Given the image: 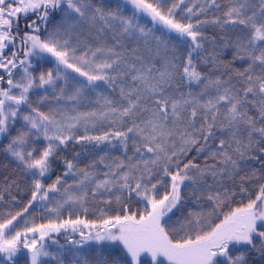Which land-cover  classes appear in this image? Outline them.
I'll return each instance as SVG.
<instances>
[{
  "label": "snow or ice",
  "instance_id": "snow-or-ice-1",
  "mask_svg": "<svg viewBox=\"0 0 264 264\" xmlns=\"http://www.w3.org/2000/svg\"><path fill=\"white\" fill-rule=\"evenodd\" d=\"M184 2L178 0L165 12L147 0H122L110 9L94 0H0V140L8 141L0 152L13 157L32 177L27 204L0 216V264H21L22 252L26 264H66L68 254L69 264H87L81 250L90 242L122 245L120 256L110 264H249L251 253L264 260V172L251 169L249 175L240 177L239 193L247 194V200L235 207L230 204L237 192L224 185L244 171L242 165L248 160L264 167V0H227L222 17L195 23L174 18V10ZM126 4L190 38L184 61L161 56V48L167 52L166 42L136 22L135 13L124 15ZM193 7L186 11L198 15L220 9L221 4L204 0L196 12ZM22 20L28 21L23 32ZM206 24L221 31L240 25L247 33L235 38L222 35V43L216 44L215 37H206L201 30ZM97 25H101V35L105 28L112 30V43L105 39L95 48L85 45L86 50L78 54L79 41L77 46L70 43L73 30ZM121 37L134 41L135 46ZM152 39L157 42L155 48L149 47ZM205 41L212 43L214 51L201 59L219 75H206L196 68L194 54L203 50ZM229 47L234 53L232 61L226 62L220 57ZM158 59L163 61L161 67H157ZM236 60L247 61L243 71L233 67ZM34 61L54 67L34 74ZM233 76L240 78L239 86L232 82ZM177 78L202 87L195 94H177ZM98 82L118 90L119 99L98 93L96 102L102 99L106 107L80 111L77 105L89 99L86 93L97 92ZM46 103L47 111L41 110ZM253 111L256 115L250 114ZM105 120L125 127L87 134L90 126ZM18 121L23 123L17 128ZM81 128L85 134L78 135ZM41 140L44 146L38 148L36 142ZM112 140L125 153L131 142L134 155L126 156L127 162L117 158L114 165H106L105 179L97 180L96 173L88 170L95 163L81 168L74 160L61 158L62 176L50 184L43 182L52 170L53 158L69 142L99 146L107 141L116 147ZM193 148L197 156L207 153L203 166L195 157L187 158ZM99 163H104V157ZM68 176L73 177L72 183L63 179ZM245 179L261 181L254 196L243 186ZM114 189L116 212L101 211L96 221L70 215L59 218L66 205L84 208L89 195L95 199L98 193H113ZM189 195L210 206L185 213ZM111 202V198L105 201ZM37 203L57 218L37 224L29 216L22 228L14 223ZM224 207L229 210L222 211ZM174 210L180 213L176 220ZM62 231L72 247L54 238ZM75 234L79 240L72 239Z\"/></svg>",
  "mask_w": 264,
  "mask_h": 264
},
{
  "label": "rangeland",
  "instance_id": "rangeland-1",
  "mask_svg": "<svg viewBox=\"0 0 264 264\" xmlns=\"http://www.w3.org/2000/svg\"><path fill=\"white\" fill-rule=\"evenodd\" d=\"M95 3L101 6H105L106 8L110 9L113 8L117 3H122V0H94ZM149 3H153L154 6L159 5L160 8L163 11H167L168 8L172 6L173 3H178V0H147ZM218 2L221 4L220 9L210 8L206 13H200L198 15H192L186 11L188 7H193V12H196L197 9L204 4V0H185L184 4L179 5L177 9L174 10V18L177 19L180 22H188L191 20V22L195 23L197 20H205V19H212L214 17H222V13L226 11L228 7L227 0H218ZM123 13L126 16L131 17L133 13H135L136 22H138L141 26L145 27L146 29H151L152 33L154 34V37H159L160 40L165 41L167 44V52L164 51L163 48H161V56H168L169 58H172L173 56L179 57L180 62L184 61V57L189 51L191 44H190V38H184L181 37L178 33H175L173 31H170L162 24H157L156 22L152 21L151 16L148 15L146 12H140L136 10L131 4H126L123 6ZM101 27V25H97L96 27H93L88 30L79 31V30H73V33L71 35L70 43L73 46H77V41H79V46L77 48L78 54L85 51V45H90L92 48H95L98 46L103 40L107 39L108 43L111 44L112 41L110 39L112 35V30L109 28H105V34L101 35L98 32V28ZM206 37H215L216 38V44H221L222 41L220 40V37L222 35L235 38L237 35H244L247 33V29H244L243 26L240 25H230L227 26L223 31L215 25L212 24H206L201 29ZM78 32V35L76 34ZM91 33V34H90ZM139 35V34H137ZM99 36V39H96V37ZM124 42L128 44L130 47L135 46V42H129L125 38ZM186 41V42H185ZM219 41V42H218ZM140 49L141 54L144 53V44L143 40H140ZM157 46V42L155 39H152L149 41V47L155 48ZM119 50V49H118ZM214 51V47L210 41L204 42V48L200 51L201 57L207 56L209 53ZM234 49L229 47L226 48L223 51V54L221 55L220 59L224 60L225 58H228L232 61ZM196 54H194L195 56ZM34 63H36L34 61ZM157 67H161L163 61L157 60ZM201 65V66H200ZM235 68L240 69L243 71L244 67L247 65V61H240L236 60L234 62ZM209 67L208 64H205L204 62H201V64H197L196 68L198 71L211 76L219 75L218 72L211 71L212 65ZM54 67L53 64L47 63V62H40L36 63V69L38 74L39 71L46 70L48 68ZM71 72V70H69ZM73 76L77 77L80 80H83V77H78V74L73 73ZM240 78L233 76V83H237V86H239L238 81ZM181 81L179 78H177V83L179 84V87L175 90L176 93L183 92L185 95L191 91L194 94L198 93L200 91V88L202 85L194 84L192 86H188L187 84L183 83L181 84ZM185 82V81H183ZM100 84V87L97 89L96 93H86L88 95L89 99L85 100L77 105L78 109L80 111H100L103 110L106 106L103 105L102 99L100 100V103H97L98 93H103L104 96L109 97L110 99H113L114 101H117L119 99L118 96V90L112 91L109 89L106 85L103 84V82H98ZM71 86V85H70ZM39 93H43V90H37ZM49 95H51V92L49 91ZM32 98L36 99L37 95L34 92L32 94ZM63 103V102H62ZM72 102H69V105ZM52 104L55 105V101H52ZM114 106L119 107V104H114ZM47 103L45 105L41 106V110L47 111ZM251 114V113H250ZM22 121L17 122V128L20 127L22 124ZM114 127H120L123 129L125 125H116L114 126L109 121H97L95 127H89V130L87 132L88 135H100L103 134L105 131H112L114 130ZM15 132V129L13 130ZM78 135L85 134L83 129L77 130ZM219 135V134H218ZM7 138H4L3 140H0V148L3 147L4 144H6ZM86 141H82L80 143H84ZM44 141H37L36 146L38 148H42L44 146ZM122 147L116 143V147H113V149L105 150L102 153H95V154H89L83 159H81L77 164L81 168L88 167L89 165L95 163V168L89 167V171H94L96 173V179H105L103 173L107 172L109 169L106 167V165H114V162L119 158L120 160L126 161V156H133L134 150L132 148L131 142H129V147L127 150V153L124 152ZM195 151V148H193L192 152ZM132 152V153H130ZM191 154V153H190ZM189 154V155H190ZM207 153L205 152L204 155H202V160L204 165L205 162V156ZM101 157H104V163H99V160ZM189 157V156H188ZM187 157V158H188ZM127 162V161H126ZM76 163V162H75ZM209 164H212L213 161L211 159L208 160ZM244 168V171L239 173V175L235 178L234 181H224V185L227 188L234 189L237 192V197L234 198L233 202L230 204L232 206L236 201L237 198L242 197L239 193V185L242 183L240 177L241 176H247L250 173L251 169H255L257 173H261L262 171L256 167V164L254 163V160H248L244 165H242ZM123 171V169L121 170ZM50 174H47L43 178L49 179ZM31 174L26 173L23 171L22 166L18 165V162L11 157L9 154L0 152V192H3L4 199L7 201H14L19 205H26L28 200L31 196ZM68 183L73 182V177L68 176L65 178ZM15 182V183H13ZM208 182L211 184L212 179L211 177H208ZM261 181L258 180H249L245 179L243 181V186L248 189V193L252 194L253 196L257 194L258 185ZM11 185V187H9ZM7 188V191H4V189ZM223 190V189H221ZM116 190H113V193H98L97 197L95 199L92 198L91 195L87 198V202L84 205V208H87V211H84V208H82L79 204L68 206L66 205L64 208L60 209V219H67L69 218V215L72 219H76L77 217L81 219H87L89 221H96L98 220L101 211L107 212L108 214H112L117 211L118 205L115 202L114 194ZM12 197H15L16 199L13 200ZM109 198L112 199L111 203H105L106 200ZM36 207L31 209V212L36 210L35 212L40 213L47 221L50 219H56V215L54 213H50L45 208H42L39 203L35 204ZM203 205L205 208H208L210 205L206 203L204 200H200L199 203L196 201V198L194 196L189 195L186 201L184 202V208L183 211L186 213L189 210H199L200 206ZM53 205H49V207H52ZM139 207H142V205H138ZM32 208V207H31ZM227 208V209H226ZM30 209V208H29ZM229 210L228 207H224L222 211ZM1 211V209H0ZM34 212V213H35ZM175 212V210H174ZM172 215V214H170ZM0 216H3L1 213ZM180 216L179 212H175V215H172L173 220H176ZM32 222H34L33 219H31ZM43 220V219H42ZM42 220L36 221L34 223H41ZM20 221V222H19ZM23 221L24 219L20 217L18 219V224L21 228L23 227ZM218 222V221H217ZM14 223H17L14 222Z\"/></svg>",
  "mask_w": 264,
  "mask_h": 264
},
{
  "label": "trees",
  "instance_id": "trees-1",
  "mask_svg": "<svg viewBox=\"0 0 264 264\" xmlns=\"http://www.w3.org/2000/svg\"><path fill=\"white\" fill-rule=\"evenodd\" d=\"M54 15L58 17L59 13L57 12ZM30 19H32V16L29 17V20ZM27 22L28 21H23V20L21 21V29H20L21 32L27 30L25 27ZM225 61L231 62L229 59H226ZM208 65L209 67H211L210 66L211 64H208ZM233 67L235 68L234 64H233ZM251 115H256V113L253 111L251 112ZM111 143L116 144L117 141L112 140ZM109 148H112V147L107 141L104 142L103 144H100L99 146H97L95 142H91V143L89 142H84V143L69 142V144L66 147H62L59 150L58 157L53 158L52 170L49 172L50 174L49 179L46 178L44 180V183L50 184L54 182L57 176H62L63 171H64V164L61 158H67L69 160H74V162L78 163V161H80L81 159H83L85 156L89 154L102 153L103 151ZM77 153H79L78 156H77ZM201 154L197 156V153L194 152L190 156L189 159L195 157L196 162L199 163L198 158L200 157ZM254 163L256 164L257 168H259L262 172H264V167H262L259 162L254 161ZM65 178L66 177H64L63 179ZM241 200L246 202L247 194H244L241 198H238L237 202L232 207L238 206ZM22 208H23V205H19L16 202L5 201V199L3 201H0V209H1L0 214L2 213L3 215H7L8 212L15 213L16 211L22 210ZM31 209H33V207L30 208L27 213H24V216L22 217L23 219L28 218L30 216L31 219L34 220V222L40 221L42 219L43 220L41 223L48 222L40 213L35 212L36 210L31 212ZM17 224H20V223H18L17 221ZM54 238L59 241V244L65 245L66 247H69V248L72 247L71 245L66 244V235L63 231L61 232L60 235L55 236ZM72 239L79 240L80 237L78 234H75L72 236ZM48 246L51 250L55 251L56 249L55 245H52L49 242ZM121 252H122V245H119V244H111L109 242H103V243L90 242L86 244L84 248L81 250V258H82V261L86 260L87 264H105V261H108L110 264L111 261H114L118 256H120ZM69 255L70 254L65 256L66 264H69V259H68ZM26 261H27V258L22 252L21 253V264H26ZM50 264H54V262H50ZM249 264H264V260H262L257 253H251L249 256Z\"/></svg>",
  "mask_w": 264,
  "mask_h": 264
}]
</instances>
